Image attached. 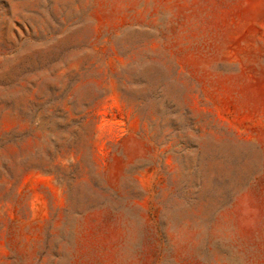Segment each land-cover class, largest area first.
Here are the masks:
<instances>
[{
  "label": "rangeland",
  "instance_id": "obj_1",
  "mask_svg": "<svg viewBox=\"0 0 264 264\" xmlns=\"http://www.w3.org/2000/svg\"><path fill=\"white\" fill-rule=\"evenodd\" d=\"M0 264H264V0H0Z\"/></svg>",
  "mask_w": 264,
  "mask_h": 264
}]
</instances>
